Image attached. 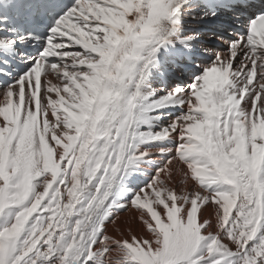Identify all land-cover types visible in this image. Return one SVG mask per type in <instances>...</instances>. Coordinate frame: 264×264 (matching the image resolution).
Instances as JSON below:
<instances>
[{"label":"snow or ice","instance_id":"1","mask_svg":"<svg viewBox=\"0 0 264 264\" xmlns=\"http://www.w3.org/2000/svg\"><path fill=\"white\" fill-rule=\"evenodd\" d=\"M0 264H264V0H0Z\"/></svg>","mask_w":264,"mask_h":264},{"label":"bare ground","instance_id":"2","mask_svg":"<svg viewBox=\"0 0 264 264\" xmlns=\"http://www.w3.org/2000/svg\"><path fill=\"white\" fill-rule=\"evenodd\" d=\"M131 215H132L131 213H124V214H122V218H126V217L131 216Z\"/></svg>","mask_w":264,"mask_h":264}]
</instances>
